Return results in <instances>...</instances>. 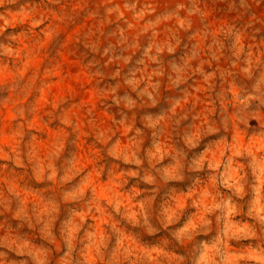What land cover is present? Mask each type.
<instances>
[{
    "label": "rangeland",
    "instance_id": "obj_1",
    "mask_svg": "<svg viewBox=\"0 0 264 264\" xmlns=\"http://www.w3.org/2000/svg\"><path fill=\"white\" fill-rule=\"evenodd\" d=\"M0 264H264V0H0Z\"/></svg>",
    "mask_w": 264,
    "mask_h": 264
},
{
    "label": "clouds",
    "instance_id": "obj_2",
    "mask_svg": "<svg viewBox=\"0 0 264 264\" xmlns=\"http://www.w3.org/2000/svg\"><path fill=\"white\" fill-rule=\"evenodd\" d=\"M239 39H240V37H239V36H237V42L239 41Z\"/></svg>",
    "mask_w": 264,
    "mask_h": 264
}]
</instances>
